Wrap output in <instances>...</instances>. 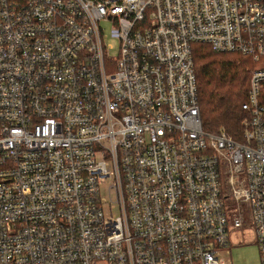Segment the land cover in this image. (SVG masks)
<instances>
[{"label": "built area", "instance_id": "obj_1", "mask_svg": "<svg viewBox=\"0 0 264 264\" xmlns=\"http://www.w3.org/2000/svg\"><path fill=\"white\" fill-rule=\"evenodd\" d=\"M194 42L264 61V0H0V264H232L225 199L264 264V62L235 140Z\"/></svg>", "mask_w": 264, "mask_h": 264}, {"label": "trees", "instance_id": "obj_2", "mask_svg": "<svg viewBox=\"0 0 264 264\" xmlns=\"http://www.w3.org/2000/svg\"><path fill=\"white\" fill-rule=\"evenodd\" d=\"M191 50L203 129L223 130L240 140L245 116L241 105L255 61L240 53L214 51L206 43L194 42Z\"/></svg>", "mask_w": 264, "mask_h": 264}, {"label": "rangeland", "instance_id": "obj_3", "mask_svg": "<svg viewBox=\"0 0 264 264\" xmlns=\"http://www.w3.org/2000/svg\"><path fill=\"white\" fill-rule=\"evenodd\" d=\"M104 31L108 34L109 25L103 24ZM105 40L111 44L109 50V56H116L118 52V41L116 39L106 37ZM264 61L254 62L256 66H259ZM104 183L101 186V194L106 196V185ZM224 208L227 215L228 222V240H229V254L226 255V259L232 264H261V258L259 248L256 242V236L254 228L250 220V208L245 202H236L229 199L224 200ZM113 215H117V210L112 211ZM241 214L243 218V225L241 227H234L232 224V218L235 215Z\"/></svg>", "mask_w": 264, "mask_h": 264}]
</instances>
